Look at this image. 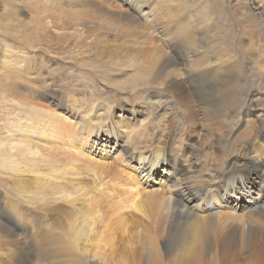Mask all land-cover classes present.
I'll return each mask as SVG.
<instances>
[{"label":"rangeland","instance_id":"374dc122","mask_svg":"<svg viewBox=\"0 0 264 264\" xmlns=\"http://www.w3.org/2000/svg\"><path fill=\"white\" fill-rule=\"evenodd\" d=\"M228 1L234 3L231 0H222V3L223 6L230 8V4L226 5ZM258 1L261 0H256L255 3L264 5L263 0V3ZM210 9V0H57V49L51 46L53 42H48L44 38L35 42L33 46L28 43L30 37L26 21L29 12L18 16L7 14L8 25L0 18V25L15 44L13 47L15 55L12 57L14 59L11 61V57L6 58L0 72V141L3 142L0 146V162L10 154L8 145H4L10 138L7 131L10 125L21 121L24 132L30 130L34 132L32 134L37 135L43 130L42 124H45L28 113L23 114L17 108L44 104L57 113V140L49 141L50 137L44 130L43 136L38 135V141L40 142L42 138L47 144L57 142V149L50 144L47 146L46 143L38 142L42 147L39 148L42 151L38 154L41 153V157L33 155L35 157L30 158L28 153L18 158L17 155H13L19 162L34 167L54 166L56 169L71 167L74 172H87L84 173L86 174L84 178L89 182H94L88 175L93 169L101 174L103 181L110 182L108 184L115 186L118 191L124 188L130 198L129 190L137 185L140 193H149L152 196L148 201L154 200L145 207L146 214L131 210L129 212L126 203H121V200L109 199L108 203L99 201V216L105 219V224L106 221L110 223L103 229L105 234L103 244L106 249L103 252L106 258L113 262L122 259L127 254V247L131 245L140 264H201L202 260L197 250L186 251L173 245L175 244L173 242L169 246L159 244L155 246L150 238L154 233L157 236L166 233L167 222L163 221L160 195L170 193L172 186L182 178L189 164L192 165V169H196L198 165L202 168L200 165L208 158L204 157L198 145L204 146V140H210L205 122L198 120L191 129L190 126L183 127L178 124L177 118L170 110L161 108L166 104L171 105L172 99L165 101L166 96L163 98L159 93L160 87L154 82V78L158 76L154 74V70L160 60L168 54L171 55L168 45L175 37L172 31L163 27L161 24L163 20L159 17L179 12L182 15L189 11L188 20L180 23V26L186 28L189 22L201 25L203 20L209 17L213 19L214 16L207 14ZM139 10L143 12L139 13ZM157 12L159 17L156 15ZM142 17L149 21L145 22ZM134 19L136 20L133 21ZM216 20L214 25L211 22L209 23L211 26L208 27L213 43L223 42L224 35L221 26L225 19L219 17ZM166 21L169 23L170 19ZM152 23L161 26L159 33H156L158 31L155 27L154 31L150 28ZM207 25L208 23L204 24ZM2 45L0 39V60L3 53ZM227 46L230 52L239 50L235 45L232 47L227 43ZM193 63L198 62L193 61L188 65ZM178 68L180 72L184 71L180 66ZM10 70L23 75L21 81L17 82L18 87L15 84L3 87V74ZM180 72L175 76L179 77ZM53 97H57V105L52 102ZM253 99L252 104L257 105V108L247 107L248 111L240 116L239 123L235 119L233 134L229 138L230 144L228 143L230 150H234L248 135L254 124L252 116L258 113V107L264 108V94ZM11 102L16 107H12ZM224 118L222 116L219 120L222 121ZM99 120H104V124L87 126ZM141 129L140 134L143 135L137 139L134 133ZM86 130L89 133L83 147L81 141L86 135ZM169 130L176 132L172 142L169 140L171 136ZM145 136L148 137L146 143H150V148L155 149L154 146L158 144L163 152L160 151L153 157L150 155L146 160L149 167L140 168L136 147L145 141L143 140ZM13 137L16 138L15 135ZM260 144L264 147V137L259 140ZM68 145L72 147L67 148ZM192 147L197 149L192 151ZM92 149L98 153L91 154ZM116 155L119 156L120 159H117L119 161L113 159ZM4 169L0 168V197L8 196L18 200L10 213L18 215L12 218L10 215L8 220L2 219L5 225L16 227L17 230L16 237L9 242L7 238L11 236L7 237L0 233V264H11L20 247L25 249L27 257L31 260L30 264L48 262L57 264L67 253L65 249L57 251V240H49L57 235V221L52 230L44 234V229L39 227L33 214L34 206L38 203L17 196L20 194L8 180L10 173ZM251 171L252 168H249L248 173ZM257 171L262 174L263 169L259 167ZM186 176L188 175L185 173ZM253 179L240 187L235 202L239 207L242 205L246 207L245 205L252 203V198L257 196L259 187L264 188V183H261L263 179L259 174H255ZM222 187L226 190L227 197H223L219 210L243 212L234 208L235 205L232 203L234 198L231 199V196L237 192L236 188L225 185ZM128 194L120 198L127 199ZM247 196L248 202L243 201L242 199ZM263 198L260 193L256 200L261 201L260 204L264 207ZM24 201L25 204H22ZM3 202L6 204L5 199ZM115 207L123 209L119 211L120 209L116 210ZM3 211L6 212L4 208ZM82 211L86 212L83 207ZM104 211L106 212L103 213ZM23 215L26 220H22ZM18 217H21L19 222L22 226L28 223L29 227L31 224L36 227L33 231L21 230ZM122 218L125 222H122ZM44 254L46 260L42 257ZM34 257L37 258L36 262Z\"/></svg>","mask_w":264,"mask_h":264},{"label":"bare ground","instance_id":"6f19581e","mask_svg":"<svg viewBox=\"0 0 264 264\" xmlns=\"http://www.w3.org/2000/svg\"><path fill=\"white\" fill-rule=\"evenodd\" d=\"M210 1L211 9L207 11V14L214 18L209 17L203 20L201 25L189 22L186 28L180 26L181 22L188 20L189 11L182 15L179 12L162 17H159V12L156 13L160 20L162 18L163 27L172 31L175 36L168 45L171 55L168 54L160 60L154 70V74L158 76L154 78V82L160 87L158 92L163 98L164 95L168 97L164 98L165 101L172 99L171 105L166 104L161 108L170 110L177 118L178 124L183 127L190 126L191 129L196 121L205 122L210 140L205 139L204 146L198 145L204 157L208 158L204 164L200 165L202 168L198 165L196 169H192V165L189 164L182 178H179L172 186L170 193L160 195L163 221L167 222L166 233L159 236L154 233L150 238L155 246L158 244L169 246L173 242L175 243L173 245L186 251L197 250L202 260L201 264H264V207L260 204L261 201L256 200L260 193L264 196V188L259 187L257 196H253V202L245 205L246 207L244 205L239 207V204L235 203L240 187L245 182L252 181L255 174H259L263 179L261 183H264V147L262 144L259 145V140L264 137V108L258 107V113L252 116L254 124L245 139L240 141L234 150L229 149V138L233 134L235 119L239 123L240 116L247 112L248 108L256 109L257 105L252 104L253 97L264 94V5H258L255 3L256 0H231L234 3L228 1L226 4H230L228 8L223 6L222 0ZM0 10V18L6 24L7 14L18 16L29 12V18L26 21L30 37L28 43L33 46L35 42L44 38L48 42H53L51 46L57 49V0H0ZM142 12L139 10V13ZM160 12H162L161 9ZM219 17L225 19L221 26L224 33L223 42L213 43L208 27L211 26L209 24L211 22L214 25ZM142 19H145V22L149 21L147 18L142 17ZM167 19H170L169 23ZM205 23L209 26H204ZM154 27L158 31L156 33L162 29L161 26L152 23L150 28L153 31ZM80 34L82 36V33ZM82 38L84 39L83 36ZM0 39L3 43L1 72L6 58L11 57V61L14 59L12 57L15 55V51L13 52L15 44L8 38L7 32L1 25ZM227 43L232 47L233 45L236 48L239 47L238 51L243 52H230L228 46L226 47ZM193 61L198 63L188 65ZM179 66L184 71L180 72ZM179 72V77H176L175 75ZM3 75V87L9 84L17 86V82L23 78V75L21 73L18 75L15 70H10ZM184 77L186 79L183 80ZM53 98L52 102L57 105V97ZM10 105L16 107L12 102ZM17 109H20L23 114L28 113L33 118L44 121L45 124H42L43 130L37 135L32 134L34 132L30 130L24 132L21 121L10 125L7 129L10 138L4 142V145H8L10 154L8 153L9 155L0 162V168L3 170L6 168L10 173L8 180L20 194L17 196L38 203L37 206L32 205L35 207L33 214L39 227L44 229V234L52 230L57 221V235L49 240H57V251L62 249L67 251L65 258L57 264H140L131 245L127 247V254L117 262L106 258L103 252L106 251L103 244L105 239L103 229L110 223L106 221L105 224V219L99 216L98 204L99 201L108 203L109 199L110 201L117 199L121 200V203H126L129 212L131 210V212L146 214L145 207L149 205V202L152 204L154 201H148L152 196L149 193H140L138 186L135 185L129 190L130 198L124 188L118 191L115 186L108 184L110 182L103 181L101 174L93 169L88 175L94 182H89L84 178L86 175L84 173L87 172H74L71 167L56 169L54 166L34 167L22 164L13 155H17V158L27 153L30 158L37 156L42 151L39 149L42 147L38 144V135L43 136L44 130L50 137L49 141L57 140V113L44 104L20 106ZM222 116L225 118L220 121ZM94 124L103 125L104 120L95 121L87 126ZM141 132L142 129L134 133L137 139L143 135L140 134ZM88 133L89 131L86 130V135L82 138L83 147ZM169 133H171L169 140L172 142L176 132L169 130ZM14 135L16 138L13 137ZM31 135L36 137H29ZM147 138L145 136L143 139L145 141L136 147L140 168H148L147 158L150 155L152 157L158 155L162 151L158 144L154 146L155 149L150 148V143H146ZM40 139L42 144L46 143L42 138ZM2 144L3 142L0 141V146ZM49 144L57 149V142L45 145L49 146ZM191 149L193 151L197 148ZM92 153L98 152H93L92 149ZM38 156L41 157V153ZM113 159L120 158L116 155ZM132 167L136 169L135 166ZM259 167L263 169L262 174L257 171ZM249 168H252L250 174ZM191 172L193 173L189 174ZM185 173L188 176L185 177ZM223 185L236 188L237 192L231 196V199L234 198L232 203L235 205L234 208L244 213L219 210L223 197H227ZM125 194H128L127 199L120 198ZM4 199L6 204L3 202ZM13 199L8 196L0 197V233L7 237L11 236L7 238L8 242L16 237L17 229L8 227L2 219L8 220L10 215L11 218L18 215L10 214L12 207L15 208L18 202ZM239 199L240 196H238V202ZM242 200L248 202L249 197ZM22 204H25V201ZM82 207L86 212L82 211ZM119 215L122 217L121 214ZM20 218H17L19 225H21ZM24 219L23 215L22 220ZM122 220L125 222L123 218ZM27 224L19 228L24 231H33L36 227L33 224L29 227ZM17 244L19 245L18 241ZM17 252L14 257L12 256L11 264H30L31 260L23 247H20ZM42 257L44 259L45 254ZM34 259L36 262L37 258L34 257ZM48 264L53 263L48 262Z\"/></svg>","mask_w":264,"mask_h":264}]
</instances>
